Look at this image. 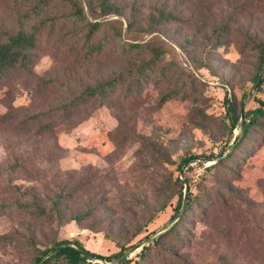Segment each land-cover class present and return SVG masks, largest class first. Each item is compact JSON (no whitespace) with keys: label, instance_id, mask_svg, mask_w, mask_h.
Here are the masks:
<instances>
[{"label":"rangeland","instance_id":"1","mask_svg":"<svg viewBox=\"0 0 264 264\" xmlns=\"http://www.w3.org/2000/svg\"><path fill=\"white\" fill-rule=\"evenodd\" d=\"M127 1L144 5L139 13L142 22L128 28L126 15L106 17L123 22L121 36L110 47L148 42L165 51L161 63L138 87V94L126 92L128 78L109 97L111 105L89 101L46 119L57 121L51 131L40 133L37 124L27 121L32 114L60 108L86 85L127 72L150 56L106 55L91 62L85 57L82 27L66 23L41 32L32 76L17 72L0 84V116L8 111L13 114L12 119L0 120V264H33L40 250L61 239L79 241L103 255L124 246L127 258H134L148 243L142 238L147 234L153 238L174 216L181 187L182 193L185 184L192 195L196 192L202 166L193 162L178 171L180 158L217 154L222 147L224 154L232 151L225 90L235 96L239 109L245 102L244 112L264 101V81L247 101L243 97L258 74L257 51L247 42L249 38L264 40V0ZM35 3L0 0L2 32L11 33L18 25L29 28L53 14L23 19ZM163 4L185 24L148 31L147 19ZM60 10L53 7V12ZM223 22L228 30L217 40L213 30ZM75 28V33L66 36ZM184 39L192 40L185 49L180 47ZM163 64L169 66V75L155 82ZM179 87L186 90L185 99L159 102L162 94ZM123 125L127 133L121 134ZM239 132L236 128L233 136ZM237 156L240 178L234 186L264 208L263 129L256 130ZM163 157L169 161L162 162ZM177 174L180 180L184 174L188 183H176ZM59 190L67 196L54 207L52 197ZM162 205L164 209L158 211ZM82 212L88 216L80 223L71 219ZM152 214L154 218L147 221ZM179 218L188 235L198 236L204 228L197 207ZM137 225L142 231L131 238ZM162 242L173 246V241ZM183 252L216 264L217 254L205 247L193 244ZM155 258H150L152 264H159ZM94 262L101 263L96 259L84 264ZM108 262L116 264L117 259ZM243 264L254 263L244 257Z\"/></svg>","mask_w":264,"mask_h":264},{"label":"trees","instance_id":"2","mask_svg":"<svg viewBox=\"0 0 264 264\" xmlns=\"http://www.w3.org/2000/svg\"><path fill=\"white\" fill-rule=\"evenodd\" d=\"M13 1L16 3L19 0ZM35 1V5L22 16L23 19L30 20L46 13L53 14L41 18L29 28L18 25L11 33L2 32L0 27V84L8 76L17 72H21L25 76L33 75L32 69L37 58L36 50L40 34L45 29H55L57 24L65 25L66 23V25L73 27L79 25L82 27L80 30L83 32V45L86 47L85 57L91 62L106 55L116 58L125 55H131V58L140 57L142 54L150 55L148 59L141 60L137 67H131L127 72L124 71L112 78L86 85L79 94L60 108H51L28 116L27 121L37 124L40 133L51 131L57 121H45L57 112H69L68 110L76 109L89 101L111 105L112 101L109 97L122 88L128 78L130 80L127 82L126 92L138 94L140 84L153 72L151 69L159 65L163 59L165 51L154 43L133 41L123 43L117 48L115 46L110 47L111 42L121 36L123 22L117 19L110 21L106 17L126 15L127 27L136 28L142 22V18L139 16L140 9L144 6L142 3L127 0ZM53 7L61 10L53 12ZM166 7L165 4L158 6L154 10V14L149 16L147 19L148 31L170 24H185L183 19ZM227 30L228 28L223 22L213 30V36L219 40L224 37ZM75 31L76 28L70 30L66 36L75 33ZM191 43L192 40L184 39L180 47L185 49ZM247 43L251 44L252 48L257 51V71L259 74L264 66V40L256 41L249 38ZM169 72V66L161 65L156 74L155 82L165 79ZM258 74L253 77V82ZM262 74L264 73H261L257 90L261 89L264 81ZM247 93L246 91L243 94L244 98ZM185 97L186 90L179 87L162 94L159 102L164 103L172 98L185 99ZM223 103L226 107L225 115L228 119L229 137L233 138L232 151L224 155L225 148L222 147L217 154L207 156L186 154L180 158L177 167L179 171L182 170V167L193 162H199L202 166V173L195 182L196 192L193 195L187 186L186 203L182 212L185 214L195 210L196 207L199 209L200 221L204 224V228L198 236L191 232L188 235L182 219L179 218L170 228L157 237L150 238L151 234L145 235L142 239L148 243L141 248L134 258H127L123 253L124 246H121L118 252L103 255L85 248L79 241L61 239L50 247L40 250L33 264H38L46 257L42 264H51L62 260L67 264H84L98 258L105 261L117 259L116 264H152L151 257H156L155 259L159 264H206L204 259L198 260V258H202L199 254L193 256L184 254L183 249L193 244L195 247H205L206 250L216 253V264H243L244 257H249L254 264H264V208L249 197L244 189L234 186L240 178L237 156L239 150L245 146L246 142L250 141L256 130L263 129L264 131V101L259 100L260 105L258 107L245 110L241 130L235 136H233V131L239 128L241 109L237 105L235 96L227 89L223 96ZM12 117V112L8 111L0 116V120H9ZM120 131L121 134L127 133V128L123 125V130ZM217 157H219L217 161L204 166L205 162ZM168 161V158H162V162ZM22 168L25 167L22 166ZM182 179L180 180L178 174L174 177L176 183H181V181L188 183V178L184 174H182ZM64 193V190H59L53 195L54 207L59 200L67 196ZM183 194L184 191L182 193L181 187L174 216L181 209ZM34 208L44 213V209L39 206ZM162 209H164L163 205L158 211ZM87 216L88 212H82L72 216L71 219L80 223ZM153 218L154 215L152 214L147 221H151ZM141 231V225L134 227L131 238L136 237ZM182 231L185 232L186 237ZM105 236L108 237L106 234ZM165 239L173 241V246L163 244L162 241ZM71 243L76 246H72ZM58 246L61 248L57 252L51 253Z\"/></svg>","mask_w":264,"mask_h":264},{"label":"water","instance_id":"3","mask_svg":"<svg viewBox=\"0 0 264 264\" xmlns=\"http://www.w3.org/2000/svg\"><path fill=\"white\" fill-rule=\"evenodd\" d=\"M263 68H264V66L260 70V72L257 75L255 81L253 82L250 90L248 91L247 96H246V101L252 96L254 90L256 89V87H257V85L259 83V80H260V77H261V73H262ZM244 106H245V102H244V104L242 105V108H241V116H240V121H239V128H240V130H241V127H242V124H243V120H244V113H245L244 112ZM215 159L217 161L219 159V157H217ZM187 191H188V187L185 184V186H184V194H183V201H182L181 209L179 210V212L175 216H173L171 218V220L166 224V226L159 233H157L153 238L157 237L162 232L166 231L169 227H171L179 219V217L181 216V214H182V212H183V210L185 208ZM71 245L72 246H76L73 243H71ZM60 248H61V246H58V247L54 248L51 253L57 252ZM46 258H44L43 260H41L38 264H42L45 261ZM97 260H99L101 263H104V264H111V262L105 261L104 259H101V258H98Z\"/></svg>","mask_w":264,"mask_h":264},{"label":"built area","instance_id":"4","mask_svg":"<svg viewBox=\"0 0 264 264\" xmlns=\"http://www.w3.org/2000/svg\"><path fill=\"white\" fill-rule=\"evenodd\" d=\"M74 234H75V233H74V232H72V233H71V236H74Z\"/></svg>","mask_w":264,"mask_h":264}]
</instances>
